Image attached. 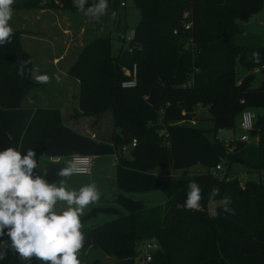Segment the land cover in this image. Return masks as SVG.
<instances>
[{
	"label": "trees",
	"instance_id": "obj_1",
	"mask_svg": "<svg viewBox=\"0 0 264 264\" xmlns=\"http://www.w3.org/2000/svg\"><path fill=\"white\" fill-rule=\"evenodd\" d=\"M131 2L140 15L133 41L142 46L141 52L131 54L120 46L114 55L110 36H101L86 44L67 70L78 81L80 115L111 113V143L97 142L65 126L57 108L21 106L33 84L30 56L20 42L21 30H14L10 42L0 45V149L11 146L23 153L32 148L36 162L40 156L117 154V190L110 198L125 212L117 206H96L81 216L80 223L99 212L115 215L105 223L81 228L83 243L78 251L98 249L104 255H116V264H134L137 244L155 239L159 248L145 264H264V195L259 193L264 191V116L258 113L264 107V74L257 87L251 86L249 74L238 83L235 77L236 67L250 72L264 65V44L247 38L245 43L236 41V37L249 36L239 18L258 8L262 0ZM93 3L95 0H88L85 5ZM112 4L108 0L109 9ZM116 5L119 9L118 0ZM11 6L74 5L72 0H13ZM214 9L225 13L215 18ZM184 10L192 18V27L186 31L180 28ZM174 28L179 29L177 34L172 33ZM190 40L191 49L184 50ZM134 62L136 85L122 88V68ZM190 79L191 86L184 87ZM151 91L158 95L153 105L146 98ZM196 100L208 102L214 123L211 139L204 128L172 125L196 118L190 110ZM239 107L240 112L249 109L256 117L250 136H257V141L248 146L237 141L241 145L225 154L217 132L233 126ZM161 128L167 136L159 134ZM125 132L132 137L127 138ZM132 139L136 144L128 148V156L120 153ZM221 160L225 174L214 175L211 169ZM232 162L258 173V179L240 184L231 173ZM193 166L203 170L183 178L170 175ZM157 168L165 170L164 178L154 173ZM33 171L38 175V164ZM190 182L201 190L199 210L184 207ZM148 189L160 190L166 197L164 203L148 207L123 195ZM213 189L217 193L209 198ZM225 197L230 212L223 211ZM211 201H215L214 215L207 212ZM3 239L7 244V238ZM4 252L0 264H40L35 258L20 260L7 247Z\"/></svg>",
	"mask_w": 264,
	"mask_h": 264
},
{
	"label": "rangeland",
	"instance_id": "obj_2",
	"mask_svg": "<svg viewBox=\"0 0 264 264\" xmlns=\"http://www.w3.org/2000/svg\"><path fill=\"white\" fill-rule=\"evenodd\" d=\"M87 7L88 6L85 5V8ZM213 11H215V18L225 13V11L218 9H214ZM238 14L243 16L242 10H238ZM139 17V11L134 7L131 1L128 2L127 7L117 9L116 0H113L112 8H107L104 15L96 18L84 15L83 11L77 10L74 6L70 8L61 6L58 8L41 9H21L11 6V17L8 24L12 31L20 29L22 34L34 37L32 40H28L27 43L23 41V38L21 39L22 43L25 44L30 52L31 66L29 78L33 84L28 92L26 104H30L31 106L57 105L55 98L58 93L59 85L62 83L64 84L63 73L66 71L67 66L77 57L82 46L86 45L97 36H110L112 34L110 36L112 39V52L116 55L119 47L123 44L121 40L117 39L118 34L122 33V35H124L129 32L130 29L135 28ZM239 21L249 36L236 37V41L238 40L239 43H245L247 38L254 39L259 44H264V0H262L258 8L246 14L244 17L239 18ZM247 74L250 75L251 86L257 87L262 76L259 71L251 73V71L248 72L243 68L236 67L235 77L238 79L236 82L238 83L239 80ZM39 75H47L48 81L46 83L38 82L36 77ZM38 97H40V99L35 100ZM207 105L208 102L204 104L200 100L193 101L190 104V110L196 118L181 120L172 123V125L183 128H204L207 130L205 133L206 136L211 139L213 136L212 130L214 128V123L212 119H210ZM71 110L72 109H68L66 111L71 112ZM240 110V107L235 110L236 118L232 127L219 129L217 132V138L221 141L225 154L230 153L234 146L241 145V143L237 142L242 133L238 127ZM258 113L263 115L264 107L260 108ZM107 114H111L109 110H107ZM255 118L256 117L253 118V121L256 120ZM88 123L90 125V119H80V124H77V127H85ZM112 127L114 129L113 121ZM129 133L125 132L127 138L133 135ZM244 145L248 146L247 144ZM126 156H128V153ZM224 156L227 157V155ZM221 161L222 163H220V165L223 164V160ZM58 162L59 163L56 162V164H54L55 168L63 164L65 167L67 161L65 157H62ZM43 164V161H40V165L42 166ZM224 167L225 165L223 164L222 168ZM230 168L232 175L235 178H239L242 184L249 180L258 179V173L249 171L247 167L237 162H232ZM199 172H201L200 168L191 167L184 170L171 171L170 175L175 178H183ZM154 173L160 178L165 177V170L163 169L157 168L154 170ZM46 174L47 172L45 171L43 174L41 172V177L44 178ZM111 175L109 177V182L113 179L115 181L116 178L115 175ZM51 178L55 180L59 179V176L55 173L51 175ZM71 178H75L73 182L78 180L84 183L83 176ZM261 180L264 182L263 176ZM105 184L107 183L105 182L104 185ZM96 188L98 189L97 185ZM259 193L264 195V191H259ZM123 195L134 201H141L148 207L162 205L166 199L165 195L157 189L130 190L123 192ZM209 205H215V201H211ZM96 206L115 207L117 205L113 203L108 196L99 198L94 204L87 205L81 216L85 215ZM117 208L125 212L121 207L117 206ZM114 217V214L99 212L93 216H88L81 224L83 225L85 223L89 227L91 225L105 223ZM144 241L145 239L140 241L135 247V250L138 246H141ZM77 259L79 260V264H116L117 256H104L100 250L89 248L78 251Z\"/></svg>",
	"mask_w": 264,
	"mask_h": 264
},
{
	"label": "clouds",
	"instance_id": "obj_3",
	"mask_svg": "<svg viewBox=\"0 0 264 264\" xmlns=\"http://www.w3.org/2000/svg\"><path fill=\"white\" fill-rule=\"evenodd\" d=\"M13 0H0V45L10 42L12 29L8 21L11 17ZM77 10L84 15L96 18L104 15L108 0H95L85 8L88 0H72ZM19 72V69H18ZM46 83L47 75L36 77ZM35 153L28 148L23 153L11 146L0 149V260H3L7 247L17 254L20 260L35 258L40 264H79L78 250L83 243L80 216L85 207L98 201L100 193L95 184L81 186L78 190H66L63 183L57 186L49 183L37 169ZM74 164L66 162L57 175L67 178L73 173ZM44 170V169H43ZM216 189L209 193L215 196ZM201 190L190 182L184 200L187 210H199ZM57 202L66 208L55 209ZM228 199H223V211L228 208ZM3 237L7 238V244Z\"/></svg>",
	"mask_w": 264,
	"mask_h": 264
},
{
	"label": "crops",
	"instance_id": "obj_4",
	"mask_svg": "<svg viewBox=\"0 0 264 264\" xmlns=\"http://www.w3.org/2000/svg\"><path fill=\"white\" fill-rule=\"evenodd\" d=\"M17 30H20V29H17ZM104 36H108V35H104ZM97 37H101V36H97ZM22 38L24 39L23 41L27 43L28 40H32V38L34 37L26 36L22 33L20 35L21 46L27 53H30L29 49L25 46V44L22 43V40H21ZM91 41L92 40H90L89 42ZM84 46L85 45H83L82 48ZM77 57L74 59V61L77 59ZM74 61H72L67 66L66 71L63 73L64 84L62 83L59 85L58 93L56 94V98H55L57 105L55 106L54 105L31 106L30 104H26L27 95L29 94L27 93L21 101V106L22 107H34V108L35 107L57 108L60 112L61 122L65 126L76 131L77 133L88 136L97 142L111 143L112 132H113L112 119H111L112 117L110 116L111 114H107V110L99 114H96V115L83 116L79 114V111H78V91H79L78 81L67 75V70L74 63ZM39 99L40 97L36 98L35 100H39ZM68 109H72L71 112H67L66 110ZM80 119L82 120L90 119L91 123L90 125L88 123V125L85 127L81 126V128L80 127L78 128L77 124H80ZM91 156H92V166L90 168L89 174L70 175L67 178L59 177V179H55V180L51 178V175H54L55 173H57L58 171L57 169L64 167V164L55 168L54 164H56V162H50L48 160L49 156L48 157L40 156L37 160L38 175L41 176V172L42 174L44 171L47 172L46 176L44 175L43 179H45L49 183H55L57 186H59L60 183H63L66 190H78L81 186L88 185V184H95L97 185L99 189V190L97 189L100 193L99 198H105L107 196L111 197L113 194L116 193V190H117L114 179L109 182L110 175L111 174L115 175L116 159L114 158V154L91 155ZM65 158L67 161V156ZM40 161H43L44 163L42 166L40 165ZM193 167L200 168L201 171L203 170L199 166H193ZM80 176L84 177V183H81L78 180H75V182H73L75 178H71V177H80ZM105 182L107 184L104 185ZM240 184L242 183L240 182ZM66 207L67 205H65L63 202H57V204L55 205V209L57 212ZM81 228H88V226L84 223L83 225L81 224ZM104 256H107V255H104Z\"/></svg>",
	"mask_w": 264,
	"mask_h": 264
},
{
	"label": "built area",
	"instance_id": "obj_5",
	"mask_svg": "<svg viewBox=\"0 0 264 264\" xmlns=\"http://www.w3.org/2000/svg\"><path fill=\"white\" fill-rule=\"evenodd\" d=\"M131 0H118V7L119 8H125L128 5V2ZM192 27V18L191 13L189 11L184 10L182 13V18L180 22V28L184 31L190 30ZM178 28H174L172 30L173 34L178 33ZM134 29H130L129 32L122 35V33L118 34L117 39L121 40L123 44L121 46L128 52V53H136L141 52L142 46L140 44L135 43L134 40ZM190 41L185 43L183 49L189 50L190 47ZM256 71H259L261 75L264 74V65L255 67L251 70V73H254ZM123 75L125 76V79L121 81L120 86L122 88H132L136 85L137 81V73L138 68L137 64L134 62L129 67H123L122 68ZM192 84V80L186 81V83L183 85L184 87H189ZM147 98V97H146ZM241 103H243V100H240ZM264 116V114H263ZM254 114L249 109H244L239 114V121H238V127L241 130V135L239 138L240 142H244L246 144L257 141V136H250V132L254 129ZM159 134L163 136H167L168 133L165 129L161 128L159 130ZM136 139H132L130 144L127 146H122L120 149V153L125 155L128 152V148H131L135 146ZM114 158L117 159V154L114 153ZM60 156H49L48 160L50 162H58L60 161ZM72 162L74 164L73 173L72 175H87L90 172V168L92 166V156L91 155H70L67 156V162ZM66 166V164H65ZM212 173L214 175H223L225 174V169L222 168V165L220 163L216 164L215 167L211 169ZM239 180V178H237ZM208 213L210 215H214L215 213V205H209L208 206ZM159 248V245L155 239H148L145 240L141 246H138L135 252V255L133 256V263L134 264H145L146 262H149L152 258V254Z\"/></svg>",
	"mask_w": 264,
	"mask_h": 264
},
{
	"label": "water",
	"instance_id": "obj_6",
	"mask_svg": "<svg viewBox=\"0 0 264 264\" xmlns=\"http://www.w3.org/2000/svg\"><path fill=\"white\" fill-rule=\"evenodd\" d=\"M157 98H158V95L155 94L154 91H151V92H150V95L147 97V103H148L149 105H153L154 102H155V100H156ZM116 133H117L118 135H121V131H120V129H117V130H116Z\"/></svg>",
	"mask_w": 264,
	"mask_h": 264
}]
</instances>
